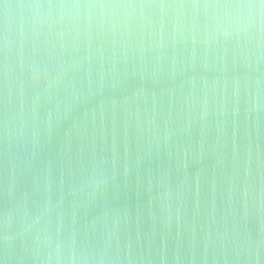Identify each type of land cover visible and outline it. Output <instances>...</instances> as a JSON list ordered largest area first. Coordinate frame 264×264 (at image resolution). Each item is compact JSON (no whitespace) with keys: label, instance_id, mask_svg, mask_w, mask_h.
<instances>
[{"label":"water","instance_id":"obj_1","mask_svg":"<svg viewBox=\"0 0 264 264\" xmlns=\"http://www.w3.org/2000/svg\"><path fill=\"white\" fill-rule=\"evenodd\" d=\"M0 264H264V0H0Z\"/></svg>","mask_w":264,"mask_h":264}]
</instances>
